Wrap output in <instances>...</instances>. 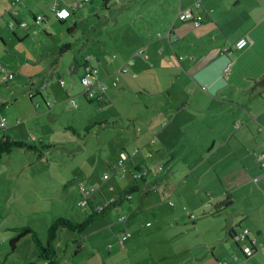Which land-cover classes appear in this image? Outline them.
I'll return each instance as SVG.
<instances>
[{
  "label": "crops",
  "instance_id": "obj_1",
  "mask_svg": "<svg viewBox=\"0 0 264 264\" xmlns=\"http://www.w3.org/2000/svg\"><path fill=\"white\" fill-rule=\"evenodd\" d=\"M12 1H8L11 7L7 11L13 19L10 21L16 25L14 30L6 26L5 33L8 34L0 33V69L9 67L15 75L11 82L27 84L51 110L50 98L53 97H45L42 90L46 89L50 94L56 92L50 86L54 82L53 74L43 72L40 60L26 47L27 42L35 32L32 28L39 25L36 22L40 15L37 8L44 7L46 13H50L45 17L48 22L56 19L55 7L63 4L73 6L83 0H74L72 4L65 3L70 0ZM201 4V8L196 10L193 0H157L154 16L150 18L164 27L162 38L147 27L135 34L139 35L135 38V45L139 39L143 52H136L131 64L127 62L132 66L133 74L126 76L132 79L124 85L119 81V95L108 91L110 85H106L104 91H98L100 81L93 80L94 73L92 80L96 99H89L83 87L77 90L76 82L71 89H65L69 108L78 106L81 111L89 113L107 108L100 115L96 113L95 121L96 125H102L99 130L104 135L107 133L112 137L109 141L101 139L107 141L113 152L114 164L112 157L107 163L114 173L119 174L121 154L128 152L125 163L130 162L133 179L140 177L147 185L152 179H145L143 173L154 172L159 164L160 168L164 166L161 172H166V177L170 178L162 182L160 177L152 182L153 191L145 188L147 190L142 194L135 195L141 191L139 188L129 200L107 210L105 216L96 221L102 223L88 243L97 264H264V168L260 161L264 154V113L255 114L250 108L257 97L260 99L261 96L264 101L261 92L264 87H257L251 93L256 87L243 90L232 86L237 73L247 77V80L237 82L245 87L254 86L255 80L251 78L258 77L264 70L260 58L264 60V0H201ZM188 10L194 14L204 13L201 27L178 20L179 13ZM28 13L34 17L33 24L26 17ZM71 17L78 19L77 12ZM20 22L30 25L23 29L18 24ZM242 38H247L251 46L237 51L234 45ZM41 46L37 45V52L43 53ZM48 47L52 48L51 45ZM226 47L229 53L225 52ZM255 50L257 55L253 54ZM153 51H159L161 58ZM92 57L88 62L87 58L83 62L75 59L72 72L78 67L84 69L82 79L88 66L97 71L98 79L103 82L105 59ZM115 62L112 60L110 67ZM164 71L168 74L166 80L157 75ZM149 72H156L154 80L145 78L139 84L134 81ZM55 74L58 81H64L59 72ZM175 77L180 78L175 81ZM64 86L67 87L66 81ZM82 94L89 105L82 97L78 99L80 106L73 100L74 96ZM113 108L115 112L111 111ZM18 112L21 114L22 110ZM33 118L34 113L26 118L17 115L14 123H20L22 128L27 123L24 121ZM6 123L0 130L1 134L9 137L7 120ZM198 131L204 137H213V140L206 138L203 140L205 146L198 147L197 143H192L194 139L191 137ZM183 139L189 141L186 145L199 154L191 152L181 158V170L171 173L172 169H164L165 164L168 163L167 168L171 167L175 160L173 151L180 142H184ZM158 155L160 157L156 159ZM138 173H141L139 177ZM256 177L261 181L255 183ZM111 190V198L102 194L101 201L105 203L109 199L111 202L120 198V194L114 193L113 186ZM156 190H159L157 196L153 194ZM121 206L127 208L124 213L113 211ZM217 208L221 211L218 212ZM122 217H127L125 222ZM233 229L250 231L249 237L256 247L252 257L245 258L238 250L229 236ZM125 231H130L132 236L122 251L119 237ZM103 232L115 233L116 237L112 235L106 239L108 234ZM86 237L80 243L78 255L73 249V255L62 258L60 264H80L79 255L87 249L84 245ZM20 243L12 250H16ZM197 245L201 252H197ZM37 258V264H40L39 252ZM26 264H35L34 258Z\"/></svg>",
  "mask_w": 264,
  "mask_h": 264
},
{
  "label": "rangeland",
  "instance_id": "obj_2",
  "mask_svg": "<svg viewBox=\"0 0 264 264\" xmlns=\"http://www.w3.org/2000/svg\"><path fill=\"white\" fill-rule=\"evenodd\" d=\"M8 1L11 0H0V33L4 35L8 34L5 33L6 26L10 28L9 24L13 23L15 29L16 25L10 21L13 19L7 11L11 7ZM65 3L72 4L75 1L70 0ZM156 3L157 0H110L109 8H107L101 6V0H96L94 4H87L82 9L75 11L78 19L71 17L66 23L61 24L55 17V20L47 22L46 19L35 29L32 28L35 35L31 36V40H26H29L26 47L40 60L43 72H51L54 78V82H51L50 86L55 88L56 92L50 94L46 89L42 90L45 97H53L50 98L51 110L46 101L29 89L27 84L19 81L6 83L3 77L0 78V123L5 118L9 123L7 133L9 137L16 142L24 143L27 147L13 149L10 154H5L0 161V264H26L33 258L37 264L38 250L31 236L25 237L26 240L22 239L16 250L13 251L11 248V241L18 235L21 228L25 226L33 228L44 242L47 230L56 219L65 217L74 223H83L89 217L92 212L90 205L84 207L80 205L84 197H88L93 209H98L99 206L104 205L101 195H112L111 186L115 188L114 193L118 194L122 188L133 183L134 179L131 175L133 169L129 167V161L124 165L128 171L127 176L124 177L122 173H114L107 163L113 152L110 151L106 142L112 137L107 133L104 135L99 130L101 126L96 127L95 121L96 113L98 112L100 115L107 108L104 110L99 108L97 112L92 110L91 113L87 110L81 111L76 105L74 109L69 108V101L65 98V89H71L75 82L77 90L83 87L81 75L84 73V69L78 67L77 71L72 72L75 59L83 62L84 58H93L92 56H94L105 59V66L102 69V76L105 80L102 82L98 79V74L94 73L93 80L100 81L97 87L98 91L102 92L106 89V85H110L107 88L108 91L119 95V81L121 80V84L124 85L129 79H132L126 76L133 74L132 66L127 62L131 64L136 52H143L139 39L137 40L138 45H135V38L139 36L135 34L147 27L154 30L159 38H162L161 34L164 32L162 28L164 27L159 23H154L150 18V16H154L153 11L156 8ZM66 6L63 4L62 7ZM37 13L42 18L50 16L44 7L37 8ZM26 17L33 24V15L28 13ZM75 22L77 23L75 24ZM24 23L29 24L26 22L18 24L23 28L21 25ZM65 44L71 45V50L62 57L59 55V50L60 46ZM37 45H42L43 53L37 52ZM50 45L52 48L48 47ZM0 48H2L1 43ZM157 52L159 51H153V53ZM104 53L107 56H104ZM157 55L161 58L159 53ZM1 56L2 54H0ZM109 60L111 61L109 62ZM112 60H116V62L114 66L110 67ZM58 72L64 82H67V87H63L61 81H58V76L55 74ZM155 74L156 72L145 73L134 81L139 84L144 82L145 78L154 80ZM157 75L163 80L168 78L165 71L161 74L157 73ZM178 78L180 77H175L174 80L178 81ZM261 92L264 98V88L261 89ZM79 97H82L83 101L89 105L82 94L73 97L79 106ZM259 97L260 99L257 97L250 107L255 114L264 113V101L261 100V96ZM18 110H22V113L19 114ZM111 111L115 112L114 108ZM30 113H34L33 120L24 121L23 123H27L22 128H20V123H14L17 115L26 118ZM90 126H94L95 130L93 129L89 133L86 129ZM94 131L97 132L92 134ZM195 134V136H191L194 139L192 143H197L198 147H204L203 140L207 137H204V134L200 135L199 131ZM101 137L107 141H102ZM207 139L213 140V137ZM187 142L189 141L184 140L183 143L180 142V145L176 146L173 151L175 160L171 162V167L167 168L168 163H166L164 169H172L171 173H177L183 166L181 158L191 152L194 155L199 154L198 151H193L186 145ZM159 157L160 155L156 159ZM112 161L114 164L113 157ZM160 166L161 164L157 165L152 173H143L145 179H152V181L147 185L140 184L141 191L135 195L142 194L147 189L153 191L152 182L160 177L162 182L170 180L169 177H166V172H161L164 166L161 170ZM139 175L141 173H138L137 176ZM103 178L108 179L103 181ZM98 189H104L105 192L101 193ZM157 191L159 190L153 193L156 196L159 195ZM100 203L102 204L98 205ZM125 209H127L125 206H121L113 211L120 210L124 213ZM109 221L112 220L109 219ZM100 223L102 222L93 223L86 230L87 241L84 245L87 246V249L82 250L79 255L80 264H97L91 254L92 248L88 242L94 236L96 228H100ZM103 233L108 234L106 239L112 235L116 237L115 233ZM73 235L70 232L59 233L56 246L59 247L58 253L61 260L73 255L72 247L74 245L69 241L72 240ZM196 242H199V239H196ZM106 244H108L107 241ZM68 245V253L65 254L63 251L67 249ZM192 248L195 250V247ZM196 249L197 252L202 251L198 245ZM179 256H182L181 253Z\"/></svg>",
  "mask_w": 264,
  "mask_h": 264
},
{
  "label": "trees",
  "instance_id": "obj_3",
  "mask_svg": "<svg viewBox=\"0 0 264 264\" xmlns=\"http://www.w3.org/2000/svg\"><path fill=\"white\" fill-rule=\"evenodd\" d=\"M95 1L96 0H92V1H90V3H86L85 4L84 0H83L81 3L84 4L83 5V7H84L87 4H94ZM109 3H110V0H101V6H103V7L109 8ZM83 7H79L76 10H74L72 15L75 13V11H77L79 9H82ZM196 10H198V9H196ZM202 13H200V14L198 13V14H194V15L197 16V15H201ZM58 20H60V19L58 18ZM60 21H61V24H63V20H60ZM70 48H71V45H69V44L61 45L60 46V50H59V55L62 56L67 51H69ZM256 50H258V48H256ZM256 50L253 51V54H255V55H257ZM230 52H231V50H230ZM260 58H261V61H262L261 63L263 65V67H264V60L262 59V57H260ZM233 80L235 81V83L233 82L232 86H235V87H237L239 89L244 88L243 90H252L255 87H257L258 85H260L262 82H264V70L262 71V73L258 77H254L253 79L251 78V80H255V85L251 86V87H245L244 85H241L240 82H237V81H241V80H247V77L244 76L242 73H237V75H235V78ZM5 82L8 83V82H11V81H5ZM107 124L108 123H106V125ZM98 126H102V125H100V124L96 125V127H98ZM93 129H95V127L94 126L93 127L90 126L86 130H88L89 133H90V131L93 130ZM15 148H27V147L25 146L24 143L16 142V141L10 139L9 137H7L5 134H1V130H0V161L2 160V158H3V156L5 154H10L13 151V149H15ZM123 153H127L128 157H129V153L128 152H123ZM128 157H127V159H128ZM263 162L261 161V165L263 164ZM119 165H120V163H119ZM124 165H125V162L118 167L119 168V173H122L123 177L127 173V170L125 169ZM161 169L162 168H160V170ZM105 179L106 178H103V181H106L108 178L106 180ZM140 184H142V179L140 177H139V179L135 178L132 184H130L128 187H126L125 189L121 190L118 193V194H120V198L118 200H113L111 202L106 201L104 203V205L99 206L98 209H93V207L90 204V201H89L88 197H84V200L80 202V205L83 206V207L87 206V205H90V208H91L92 212L89 215V217L83 223H74L73 221H71V220H69V219H67L65 217H60V218L56 219V221L47 230L46 241H44V242L39 237V235L37 234V232L33 228H31L29 226H25V227L20 229V232L18 233V236L15 237L11 241V244H10L11 248L14 249L15 245L20 243L22 239H24L27 236H31L32 240L35 243L36 248H37V250L39 252L40 264H60L61 263V256L58 253L59 247L56 246V242L58 240L59 233L60 232H70V233L74 234L73 237L76 236V238L74 240H69V241L71 243L73 242L72 244L74 246L72 247V249H75V253L74 254L78 255L79 251L81 250V244L80 243H81L83 237L86 234V230L94 222L98 221L101 217H104L107 210L119 206V204H121L122 202H125V200H127V199L129 200L131 198V194H133V193H135V192H137L139 190ZM170 204H171V206H174L173 202H170ZM217 210H218V212H220L221 208H217ZM216 214H217V212H216ZM126 219H127V217H122L121 220L123 222H125ZM241 230H243V229H241ZM241 230H234L233 229V230L229 231V236L231 237V239L233 241H235V236H237L238 233H240ZM127 234L130 235L129 238L127 239V240H129L131 238V236H132L130 231H125L119 237V244H120V247H121L122 251L125 250V243L127 242V240H125L123 242V244H121L120 241H121V238L124 235H127ZM235 243H236V245L238 247V250L244 255V257L245 258H250L247 255H245V253L243 252V250H242L241 246L239 245V243H237L236 241H235ZM249 243H250V241H249ZM250 247L253 250V255H254L255 252H256L255 244L254 245L250 244ZM68 248H69V245L67 246V249H65L63 251V253L67 254L68 253Z\"/></svg>",
  "mask_w": 264,
  "mask_h": 264
},
{
  "label": "built area",
  "instance_id": "obj_4",
  "mask_svg": "<svg viewBox=\"0 0 264 264\" xmlns=\"http://www.w3.org/2000/svg\"><path fill=\"white\" fill-rule=\"evenodd\" d=\"M20 1V0H17ZM90 1L92 0H84V3H90ZM194 1V7L195 9H200L202 4H201V0H193ZM83 3L74 5V6H66V7H55L53 9V13L55 14V16L57 18H59L60 20H67L68 18H70L72 16V13L74 10H76L79 7H83ZM178 20L180 22H192L195 27H201L202 23L204 21V16L201 15H197L195 16L194 13L192 11H185V12H180L179 16H178ZM43 21H46V18H42V17H38L36 22L37 24H41ZM23 28L27 27V25L24 23L21 25ZM9 27L14 29V24L11 23L9 24ZM250 45V41L247 38H242L239 41H237L234 45V49H236L237 51H242L244 49H246L248 46ZM229 48L226 47L225 48V52H228ZM139 54V53H138ZM137 54V55H138ZM92 60V58L88 57L86 59V61H90ZM97 73V71L95 69H91L90 67H86V75L81 79V84L83 85L84 89H85V94L89 99H96V95L97 92L94 89V83L92 81L93 78V73ZM0 73L1 76L3 77L4 81H12L15 77L13 71L10 68L7 67H1L0 69ZM61 85L64 86V81H61ZM6 126V120L2 119L1 123H0V128H3ZM127 153H123L121 155V160H120V165H122L126 160H127ZM260 161H264V154L260 157ZM262 167H264V162L262 164ZM255 183H258L261 181L260 177H256L254 178ZM250 231L248 229H243L240 231V233H238L237 236H235V241L237 243H239V245L241 246L243 252L245 253V255H247L248 257H251L253 255V250L250 247V244L254 245V241L250 240ZM129 234L124 235L121 238L120 243L123 244V242L125 240H127L129 238ZM250 241V243H249Z\"/></svg>",
  "mask_w": 264,
  "mask_h": 264
},
{
  "label": "water",
  "instance_id": "obj_5",
  "mask_svg": "<svg viewBox=\"0 0 264 264\" xmlns=\"http://www.w3.org/2000/svg\"><path fill=\"white\" fill-rule=\"evenodd\" d=\"M264 86V82H262L260 85H258L257 87H263ZM257 87L251 92V93H254L257 89Z\"/></svg>",
  "mask_w": 264,
  "mask_h": 264
}]
</instances>
